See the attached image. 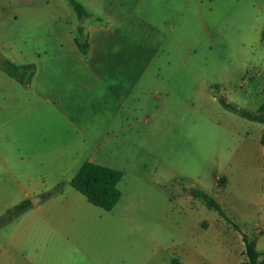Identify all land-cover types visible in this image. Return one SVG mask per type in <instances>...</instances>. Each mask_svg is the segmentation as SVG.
<instances>
[{"label":"rangeland","instance_id":"1","mask_svg":"<svg viewBox=\"0 0 264 264\" xmlns=\"http://www.w3.org/2000/svg\"><path fill=\"white\" fill-rule=\"evenodd\" d=\"M77 1L89 18L79 20L68 0H11L12 9L31 2L42 11L12 20L0 31V46L27 56L41 47L48 95L54 97L55 87H63L65 104H74L68 115L85 130L109 129V121L99 117L104 104H123L122 124L108 134L97 161L124 173L115 221L140 226L155 221L158 252L164 239L162 215L169 207L170 213L183 207L169 200L189 195L185 188L197 186L198 178L206 180L208 166L217 170V159L223 162L238 145L229 130L219 136L213 128V122L229 127L228 116L235 114L220 100L251 112L264 105V0ZM115 18L123 47L117 55L116 28H108ZM67 22L74 26L77 44L87 46L81 52L91 66L81 74L61 59L67 51H60L58 39ZM36 39H41L37 46ZM7 102L8 91L0 88V104ZM244 121L249 125L241 129L256 135L259 123ZM64 186L72 188L69 182ZM196 204L207 208L200 199ZM146 249L138 247L140 257L150 252Z\"/></svg>","mask_w":264,"mask_h":264},{"label":"crops","instance_id":"2","mask_svg":"<svg viewBox=\"0 0 264 264\" xmlns=\"http://www.w3.org/2000/svg\"><path fill=\"white\" fill-rule=\"evenodd\" d=\"M11 3L0 0V31L9 28L21 13L42 11L41 7H31V2L19 9H12ZM66 25L58 39L60 51H67L61 59L65 57L73 64V72L81 74L90 69V58L81 52L74 26ZM108 28H116L114 52L121 54L116 18L109 21ZM39 40L33 45H39ZM32 51L27 56L0 46V61L5 58L36 67L31 84L26 86L7 74L0 63V88L8 91V102L0 104V217L27 200L32 203L0 228V264H173L174 259L181 264H242L244 235L256 241L258 249L264 239V124L257 122L256 135L251 136L241 129L249 125L246 118L237 114L228 116L229 127L212 124L219 136L229 130L238 145L223 162L217 157V170L208 166L205 173H211L210 178L197 179L202 189L198 185L185 188L202 190L215 198L233 224L218 211L196 204L199 199L191 192L186 196L182 191L180 195L185 196L171 198L169 204L176 201L183 207L175 213H170L169 207L162 215L164 239L156 252L155 221L141 226L127 219L115 221L113 211L121 199L112 211H106L72 186L45 197L60 183L71 184L84 163L99 164L97 158L108 134L122 124L123 104H104L99 117L105 124L109 121V129L85 130L68 115L74 104H65L63 87H55L54 97L48 95L41 63L44 50L37 46ZM182 130L180 126L176 129L179 133ZM140 245L150 252L140 257Z\"/></svg>","mask_w":264,"mask_h":264},{"label":"trees","instance_id":"3","mask_svg":"<svg viewBox=\"0 0 264 264\" xmlns=\"http://www.w3.org/2000/svg\"><path fill=\"white\" fill-rule=\"evenodd\" d=\"M68 1L79 20H84L91 16L88 10L79 1ZM78 45L81 51L85 52L87 46L79 41ZM0 63L7 74L13 77L17 76L22 84L26 86H29L31 84L35 75V66H19L5 58H2ZM220 101L221 105L226 110L248 120L264 124V105H262L257 112H251L237 106L236 104L230 103L225 99H221ZM262 144L264 145V135L262 138ZM123 176L124 173L118 169L100 165L94 162H86L71 181V186L78 192L86 196L93 204L105 209L106 211H112L122 197V193L118 188V184L122 180ZM63 189L64 183H60L54 188V190L47 193L45 197H50L57 193H61ZM190 192L195 198L203 201V203L210 210L218 211L222 217L233 224L232 220L226 215L222 206L217 202L215 198L202 190H192ZM31 205V201L27 200L8 210L5 215L0 217V228L12 222L15 218L28 210ZM234 226L237 230H239L238 226H236L235 224ZM244 242L246 244V250L244 252L246 260L242 264H264V251L260 252L257 249L256 241H251L247 236L244 235ZM173 264L181 263L178 260L174 259Z\"/></svg>","mask_w":264,"mask_h":264},{"label":"water","instance_id":"4","mask_svg":"<svg viewBox=\"0 0 264 264\" xmlns=\"http://www.w3.org/2000/svg\"><path fill=\"white\" fill-rule=\"evenodd\" d=\"M33 203H35V200H32Z\"/></svg>","mask_w":264,"mask_h":264},{"label":"built area","instance_id":"5","mask_svg":"<svg viewBox=\"0 0 264 264\" xmlns=\"http://www.w3.org/2000/svg\"><path fill=\"white\" fill-rule=\"evenodd\" d=\"M220 178H218V181H219Z\"/></svg>","mask_w":264,"mask_h":264}]
</instances>
